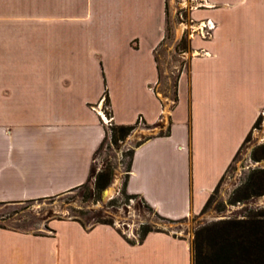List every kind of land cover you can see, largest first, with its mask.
<instances>
[{
  "label": "crops",
  "instance_id": "obj_1",
  "mask_svg": "<svg viewBox=\"0 0 264 264\" xmlns=\"http://www.w3.org/2000/svg\"><path fill=\"white\" fill-rule=\"evenodd\" d=\"M176 9L215 27L210 38L188 37L166 110L154 60L166 0H0V203L88 181L106 91L112 125L167 122L132 149L125 192L168 221L201 213L264 109V0H180ZM87 253L91 264H192L191 242L164 232L132 244L112 226L72 218L36 233L0 228V264H86Z\"/></svg>",
  "mask_w": 264,
  "mask_h": 264
},
{
  "label": "rangeland",
  "instance_id": "obj_2",
  "mask_svg": "<svg viewBox=\"0 0 264 264\" xmlns=\"http://www.w3.org/2000/svg\"><path fill=\"white\" fill-rule=\"evenodd\" d=\"M179 1L166 0L168 30L163 42L155 51L160 74L156 91L165 99L166 110L173 102L176 76L187 63V52L174 50L177 43L175 29L178 28L180 20H188L186 10H173L175 3ZM185 37L188 39L187 35ZM102 109L105 111L106 108ZM166 127L167 122L164 129L152 130L138 121L131 134L116 146L110 142V126L106 127V139L93 156L91 177L85 187L48 199L0 205V227L36 233L52 218H76L81 220L86 228L90 227L96 218H100L110 221L118 233L132 242L139 241L143 229L172 234L192 242L194 232L202 226L229 217L241 218L248 212L264 209V196L252 198L245 204L230 205L234 192L238 189L237 195H240L242 185L250 173L256 169H264V158L259 162L251 160L252 154H259L256 148L264 144V109L260 111L258 123L227 168L203 213L180 221H168L160 218L139 197H130L124 191V182L132 149L150 136L165 133ZM106 170L111 172V181L97 195L93 188L94 176ZM105 192L108 197L103 201L102 195ZM87 254L86 264H91L92 256Z\"/></svg>",
  "mask_w": 264,
  "mask_h": 264
},
{
  "label": "trees",
  "instance_id": "obj_3",
  "mask_svg": "<svg viewBox=\"0 0 264 264\" xmlns=\"http://www.w3.org/2000/svg\"><path fill=\"white\" fill-rule=\"evenodd\" d=\"M167 18L168 15H167V4H166L165 32L168 30ZM174 50L175 52H180V53L188 52L189 44L185 36L181 37L180 40L176 43ZM154 60L157 65L158 81H159L160 74H159V68L155 53H154ZM179 73L180 71L178 72L173 85L174 88L173 102L175 101V86ZM104 107L106 108L105 114L110 116L109 100L106 91H104V96H103L102 108ZM258 120L259 117L255 121L252 129L255 128L256 124L258 123ZM138 121L144 124L141 118H137L136 122L133 125L116 126L111 124L109 128L111 144L116 146L119 142L124 141L131 134V132L134 129V126L137 124ZM249 135L250 133L245 138L244 143L247 141ZM105 139H106V133L103 141ZM140 143H138L136 146H138ZM244 143L241 145V147L244 145ZM256 151H258L259 154H252L251 160L253 162H259L262 158H264V144L257 147ZM131 155L132 153L130 154V158ZM111 176H112L111 172L108 170L101 171L94 176L93 188L97 195L101 190H103L105 187L109 185L111 181ZM90 177H91V171L89 178ZM82 187H85V184L71 191L78 190ZM241 189L242 190L240 192V195L239 194L237 195L238 189L234 192L233 194L234 198H232L230 205L245 204L248 200L252 198H258L264 196V169L253 170L248 176L246 182L242 185ZM124 191H125V182H124ZM129 196L137 197L135 195H129ZM211 198L212 195L208 198L201 213H203L205 209L208 207ZM4 204L5 203H0V205H4ZM73 219L76 220L82 227H86L81 220L76 218ZM95 225L112 226L110 221L102 220L100 218H96V220L93 222L91 226H95ZM149 233H152V231L148 229H143L138 243L142 242L145 236ZM127 242H130L132 244L136 243L129 240H127ZM191 255H192V264H264V209L248 212L245 216L241 218L229 217L200 227L193 234V239L191 242Z\"/></svg>",
  "mask_w": 264,
  "mask_h": 264
},
{
  "label": "built area",
  "instance_id": "obj_4",
  "mask_svg": "<svg viewBox=\"0 0 264 264\" xmlns=\"http://www.w3.org/2000/svg\"><path fill=\"white\" fill-rule=\"evenodd\" d=\"M201 7H203L204 2L199 3ZM180 20L178 23V27H181L182 29V37L183 36H193L197 35L201 39H207L210 38L212 35V31L214 30V23L210 20H203L199 22H192V20ZM202 54H205L204 52H201ZM103 102V99H102ZM100 120L102 124L105 127L111 126V118L110 116L105 114V111L102 109V111L99 113Z\"/></svg>",
  "mask_w": 264,
  "mask_h": 264
},
{
  "label": "water",
  "instance_id": "obj_5",
  "mask_svg": "<svg viewBox=\"0 0 264 264\" xmlns=\"http://www.w3.org/2000/svg\"><path fill=\"white\" fill-rule=\"evenodd\" d=\"M106 197H108V193H107V192H105V193L102 195V200L104 201V199H105Z\"/></svg>",
  "mask_w": 264,
  "mask_h": 264
}]
</instances>
